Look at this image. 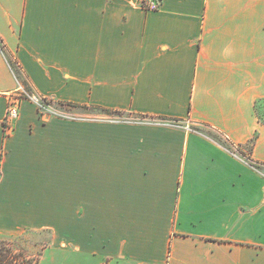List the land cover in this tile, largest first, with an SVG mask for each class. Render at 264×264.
Returning <instances> with one entry per match:
<instances>
[{"label": "crops", "instance_id": "1", "mask_svg": "<svg viewBox=\"0 0 264 264\" xmlns=\"http://www.w3.org/2000/svg\"><path fill=\"white\" fill-rule=\"evenodd\" d=\"M0 45L1 236L49 230L96 264H264V176L186 127L256 136L264 164V0H0ZM5 56L52 101L7 132Z\"/></svg>", "mask_w": 264, "mask_h": 264}, {"label": "rangeland", "instance_id": "2", "mask_svg": "<svg viewBox=\"0 0 264 264\" xmlns=\"http://www.w3.org/2000/svg\"><path fill=\"white\" fill-rule=\"evenodd\" d=\"M8 59L14 66L15 72L18 73V79L21 83V86L28 90L26 87L27 84H24V78L17 68V65L14 63L13 59ZM65 107L66 113L62 110L64 113L63 115L69 116L98 114L129 120H140L143 118L130 113H106L102 110L87 107H75L71 105H66ZM258 113L259 116H261L260 114L262 112H260V110H258ZM181 125L183 124L181 123ZM191 126L197 127L198 130L202 132V134H206V136L209 135L216 137L219 143L228 145L224 138L215 131H210L208 128L199 126L197 124H189V129ZM231 151L237 156L241 157V159H243L245 162H248V155L251 151V145L249 143L238 145L235 150H233L231 147ZM259 172L264 176V166H260ZM50 240L51 232L49 230H27L14 236L0 235V254L6 255L7 259L9 260H12L13 258L16 261V264H96L93 261L92 263H89V259H92L93 257H82L78 254H74L73 252L70 253L69 251L67 254H65L63 250L58 249L57 245L51 247Z\"/></svg>", "mask_w": 264, "mask_h": 264}, {"label": "built area", "instance_id": "3", "mask_svg": "<svg viewBox=\"0 0 264 264\" xmlns=\"http://www.w3.org/2000/svg\"><path fill=\"white\" fill-rule=\"evenodd\" d=\"M136 2L139 6L146 10H158L161 4V0H136ZM26 99L33 102L41 112L49 110L52 105V101L50 99L40 97L33 92L26 90L23 86H20L7 103L5 114L1 121L3 130L7 132L14 129V124L19 117L20 104ZM186 127L189 128V124H186ZM232 148L235 150L237 147Z\"/></svg>", "mask_w": 264, "mask_h": 264}, {"label": "trees", "instance_id": "4", "mask_svg": "<svg viewBox=\"0 0 264 264\" xmlns=\"http://www.w3.org/2000/svg\"><path fill=\"white\" fill-rule=\"evenodd\" d=\"M0 47H1V50L3 51V46L2 45H0ZM3 54H4V51H3ZM5 55V54H4ZM5 58H6V60H7V63H8V65H9V67L11 68V70H12V72H13V74L15 75V77L17 78V80H19L18 78V73H16L15 72V68H14V66L12 65V63H11V61L5 56ZM15 63V62H14ZM16 64V63H15ZM18 68V67H17ZM19 69V68H18ZM20 71V70H19ZM24 84H26V83H24ZM26 87H27V89H28V86L26 85ZM29 90V89H28ZM66 105H71V106H73L72 104H66ZM107 113H109V111H106ZM113 113H117V114H122V112H119V111H117V112H113ZM156 122H158V123H162V124H170V125H181V123H182V121L181 120H178V119H166V118H155L154 119ZM197 125H199V126H203V127H206V128H208L210 131H213L212 130V128L211 127H208V126H206V125H203V124H197ZM190 129H191V131H194V132H196V133H200V134H202V132H200L199 130H198V128L197 127H190ZM202 135H204V134H202ZM205 136H206V134H205ZM208 137H210V138H213V139H215L216 140V137H213V136H209V135H207ZM255 137L256 136H253L251 139H249L248 140V142L247 143H249L250 145H251V147H252V145L254 144V142H255ZM223 146H225L226 147V149L227 150H229V151H231V146H230V144L228 143V145H224L223 144ZM232 152V151H231ZM248 164H249V166L251 167V168H253V169H255L256 171H258L259 172V168H260V166H264V164L263 163H259V162H255V161H252L249 157H248V162H247ZM0 264H16V261L12 258V260H9V259H7V257H6V255H3V254H0Z\"/></svg>", "mask_w": 264, "mask_h": 264}]
</instances>
